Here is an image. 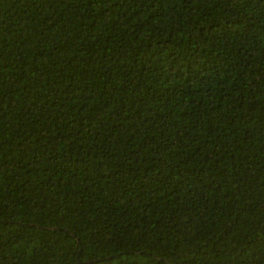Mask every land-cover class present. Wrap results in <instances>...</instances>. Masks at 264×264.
<instances>
[{"label":"trees","instance_id":"16d2710c","mask_svg":"<svg viewBox=\"0 0 264 264\" xmlns=\"http://www.w3.org/2000/svg\"><path fill=\"white\" fill-rule=\"evenodd\" d=\"M0 264H264V0H0Z\"/></svg>","mask_w":264,"mask_h":264}]
</instances>
